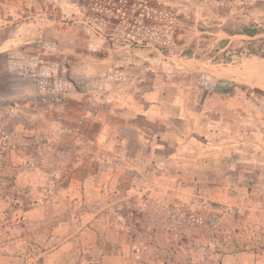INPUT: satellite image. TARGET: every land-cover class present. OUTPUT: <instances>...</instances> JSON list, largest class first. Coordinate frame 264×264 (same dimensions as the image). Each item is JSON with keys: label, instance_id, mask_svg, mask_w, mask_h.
I'll return each mask as SVG.
<instances>
[{"label": "rangeland", "instance_id": "rangeland-1", "mask_svg": "<svg viewBox=\"0 0 264 264\" xmlns=\"http://www.w3.org/2000/svg\"><path fill=\"white\" fill-rule=\"evenodd\" d=\"M158 83L186 111L171 119L173 136L199 111L198 135L216 139L207 173L175 179L192 184L176 192L184 201L158 192L152 172L197 166L149 151L152 136L131 125L146 123L133 112ZM23 153L43 154L38 164L60 169L52 182L66 189L99 168L126 170L112 206L98 198L91 209L125 228L144 264H219L211 253L231 251L264 264V0H0V246L6 232H51L90 206L15 187L13 154ZM34 200L41 225L23 221ZM36 245L28 238L24 248Z\"/></svg>", "mask_w": 264, "mask_h": 264}, {"label": "crops", "instance_id": "crops-1", "mask_svg": "<svg viewBox=\"0 0 264 264\" xmlns=\"http://www.w3.org/2000/svg\"><path fill=\"white\" fill-rule=\"evenodd\" d=\"M165 90L164 84L158 83L149 91L142 93L133 115L141 116L145 119L146 123L140 127H137L136 123H131V125L135 126L142 133H148L152 136L148 140L151 145L149 151H159L161 153L159 157L162 159L183 160L197 166L198 169L195 166L192 169L188 167L182 169L159 168L152 172L159 177V188H156L158 192L163 193L166 191L167 193H173L175 197L177 196V198L184 201V193L177 195L176 192L179 190L185 192V189H188V186L192 184L178 183V179H175L181 176L201 177L202 171L207 173L210 168L207 167L206 160L209 154L214 153L212 146L216 143V139L198 135V133L203 132L201 130L202 124L198 121L199 111L196 113L189 111V121L185 123L186 131L181 132L177 137L173 136L175 128L171 123V119L176 116L185 117L187 115H185L184 112L186 111H183V108H179L182 105L180 99L172 100L167 94H164ZM120 100V103H122V99ZM119 107L124 110L122 105ZM172 108L176 109L175 112L171 111ZM177 109L180 111V115L176 114ZM124 112L127 114L129 111L124 110ZM129 125V120L116 125V128L119 129L117 131L119 142L123 144L127 143V138L120 129ZM106 128L102 133L105 142L111 136L107 134L110 133L108 126ZM104 152L110 154V151L105 150ZM125 155L126 153L120 154L119 160L125 157ZM13 157L19 158L17 164L13 163L15 165L14 168H17L14 179L15 187H27L36 197L41 192L48 190L53 193L66 194L67 196L65 195L64 198H61L62 203L64 199V202L65 200H69L72 206L79 207L83 205L85 207L86 204L90 206L81 211L77 218L73 215L71 221L58 219L54 225L55 229L51 232L37 230L32 236L28 235L27 232L13 235H8L6 232L7 236H5V240L7 241L3 242L0 246V264H13L11 261H17L16 264H20V260L21 264H37L33 256L39 259L41 264H144L142 259L143 253L139 247L135 246V249H132L131 244H127L129 234L126 233L125 228L120 226L111 229L107 224L109 220L102 216L100 217L98 215L100 211H93L91 205L98 198H106V201L103 203L106 206H112L111 203H108L112 199L111 192L114 189L118 192L120 191L119 187L123 185L119 176L128 174L126 170L119 171V169L114 167L99 168L94 173L85 177L79 183L80 185L77 186V184L73 183L76 189H72L71 187L66 189L65 186H61L58 182L54 180L52 182V175L60 174V169H47L43 167L44 164H38L40 159L45 158L43 154L35 157L32 154L23 153L22 156L13 154ZM43 161L45 160L43 159ZM52 185L54 186L53 188H51ZM136 189V185L131 184L130 190L136 192ZM7 197L0 199L5 202ZM36 200L31 203L28 201L27 205L31 206L33 203V206L22 208L25 213L23 221L34 225H41L46 219L43 216V206H40L43 199L38 202ZM136 202L139 203L138 201ZM22 204L23 202L21 201L20 205ZM43 204H46V202ZM57 204L55 202L54 205ZM14 223L17 232L18 227L23 230L20 221L15 220ZM12 228L13 226L10 229ZM28 238H33L37 241V250L34 252L24 248V244L28 242ZM134 239L138 240V234H136ZM52 241L59 242L52 244ZM107 243H111V247H106ZM211 254L217 255L219 264H244L240 260H243L244 257L242 256H245L243 254H246V252H212ZM250 258L248 259L250 260Z\"/></svg>", "mask_w": 264, "mask_h": 264}, {"label": "trees", "instance_id": "trees-1", "mask_svg": "<svg viewBox=\"0 0 264 264\" xmlns=\"http://www.w3.org/2000/svg\"><path fill=\"white\" fill-rule=\"evenodd\" d=\"M115 1H118L119 2V0H115Z\"/></svg>", "mask_w": 264, "mask_h": 264}]
</instances>
